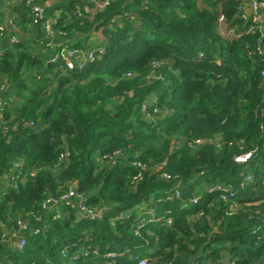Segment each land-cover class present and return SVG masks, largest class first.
Here are the masks:
<instances>
[{
  "label": "trees",
  "instance_id": "16d2710c",
  "mask_svg": "<svg viewBox=\"0 0 264 264\" xmlns=\"http://www.w3.org/2000/svg\"><path fill=\"white\" fill-rule=\"evenodd\" d=\"M47 1L35 0L62 43L88 48L94 37L96 50L82 69L44 63L20 39L0 53L4 118L16 123H0V260L264 264L263 62L260 33L239 11L250 0H111L101 11ZM16 12L29 33L25 0ZM232 28L237 36L225 34ZM15 163L24 178L13 186ZM70 184L100 218L41 206ZM216 185L233 194L209 191ZM31 210L46 232L20 229L21 250L3 241Z\"/></svg>",
  "mask_w": 264,
  "mask_h": 264
},
{
  "label": "built area",
  "instance_id": "2783aa9c",
  "mask_svg": "<svg viewBox=\"0 0 264 264\" xmlns=\"http://www.w3.org/2000/svg\"><path fill=\"white\" fill-rule=\"evenodd\" d=\"M90 2L93 5L92 10L94 11H101L103 10L106 6L109 5L111 0H86ZM25 3L31 8L32 14L36 16V18L41 21L42 23V36L40 38V44L44 46L45 48H52L56 47V53L52 57L48 59L49 62H54L57 60H63L66 61V63L70 62L71 64L73 63V66L70 65V67H76L77 69H82L87 63H90L94 59V51L95 44L93 45V39H89L88 44H90V47L88 48H81V47H76L72 43H65L62 45H57L55 43V36L56 34L60 35V32L55 30V19L53 17H49L45 15L44 12V7L38 3L35 2V0H25ZM246 7H251L253 9V12L250 15H247L244 12V9ZM86 11H89L88 7H85ZM239 11L241 16L244 19H251V24L250 27L248 28L247 31H252L254 29H257L259 31L260 35L257 40V52L262 56L261 61L263 62L262 68L260 70V88L262 90V93L264 95V0H250L249 3L243 7H239ZM225 21V16L220 15L218 18V23L219 25ZM16 30V25L13 21V19L7 20L4 24L0 25V37L7 35L10 43L12 45L16 44L18 42V37L14 33ZM225 34H232L237 36L236 30L233 28L230 30H227ZM93 48H92V46ZM3 51V49L0 47V53ZM47 61V62H48ZM5 84L1 83L0 84V93L5 88ZM6 107V101L4 98L0 96V123H2V130L6 132L7 130L11 128H16V123L14 124H7L5 121V116H4V109ZM33 123L31 121H22V125L24 126H29L32 125ZM108 156V155H106ZM250 153L242 154L238 157L235 158L236 162H245L249 159ZM111 159V157H109ZM113 162V160H112ZM134 165L139 166V163L133 162ZM15 167L18 168V172L14 174L11 177L12 185L16 186V181L19 178H24V175L22 174V171L19 166V163H15ZM35 170H32L30 172V175L34 174ZM250 176H248V179ZM221 189V191H229V194H233L231 190H229L226 186H223L220 188L219 185L216 186H211L209 191H212L214 189ZM222 197L224 195L221 194ZM198 196L194 197L192 202L196 203L198 201ZM84 197L81 196V194L77 191L75 184H70L67 189L60 194L58 197H52L49 196L47 199H45L42 203L41 206L46 208L49 206H58L64 207L66 209L68 208H73L77 207L79 211L87 215L90 219L92 218H100V211L93 210L89 207H87L84 204ZM56 208L55 213L53 214V219H58L60 216V209ZM46 220L43 218L42 214L37 212V211H29L27 212V217L26 218H19L17 220L18 223V228H13L9 232V236L13 241L15 242V246L17 249H23L26 245V240L23 237H18V232L20 229H30L32 233H40V232H46L47 227L46 223L43 224V221ZM33 222H38L42 223L41 227H35L33 225ZM139 264H146L145 259H141L139 261Z\"/></svg>",
  "mask_w": 264,
  "mask_h": 264
},
{
  "label": "crops",
  "instance_id": "0c3cea01",
  "mask_svg": "<svg viewBox=\"0 0 264 264\" xmlns=\"http://www.w3.org/2000/svg\"><path fill=\"white\" fill-rule=\"evenodd\" d=\"M51 1H53V0H48L46 2V4L51 3ZM18 5H19V0H0V25L4 24L9 19H13V21H14V18L16 17V14H17L16 6H18ZM29 28H30L29 33L25 34L19 26H16V30L14 33L16 34L18 39H20L21 41L24 42V44L27 47L32 49L34 52L40 54L42 57V61L44 63H46L48 61V59L50 57H52L54 55V53H56L55 51L57 48L56 47L55 48L54 47L45 48L44 46H42L40 44L39 38L36 41L34 40V37L36 35V29H38V28L41 29L40 21L34 15L32 16V24H30ZM95 36H96V38L101 39V36H102L101 32H99V31L96 32ZM95 40L93 39V41H95ZM55 43L57 45H62L63 44L62 43V37H60L59 35L56 34ZM13 46L14 45H12L10 43L7 35H5V36L3 35L0 37V47L2 49H6V48L11 49V48H13ZM0 96L2 98H4V95L2 93H0ZM4 184H5V182L2 185H4ZM10 230L2 229L1 238L3 239V241L7 242L10 239V236H9ZM10 243L15 246L14 241H12ZM4 262H6V261H4ZM0 264H4V263L0 260Z\"/></svg>",
  "mask_w": 264,
  "mask_h": 264
},
{
  "label": "water",
  "instance_id": "95a60500",
  "mask_svg": "<svg viewBox=\"0 0 264 264\" xmlns=\"http://www.w3.org/2000/svg\"><path fill=\"white\" fill-rule=\"evenodd\" d=\"M244 12L247 14V15H250L252 12H253V9L251 7H246L244 9Z\"/></svg>",
  "mask_w": 264,
  "mask_h": 264
},
{
  "label": "rangeland",
  "instance_id": "374dc122",
  "mask_svg": "<svg viewBox=\"0 0 264 264\" xmlns=\"http://www.w3.org/2000/svg\"><path fill=\"white\" fill-rule=\"evenodd\" d=\"M99 32H101V31H99ZM102 34V33H101ZM93 44H94V41H93ZM92 46V45H91ZM92 48H93V46H92Z\"/></svg>",
  "mask_w": 264,
  "mask_h": 264
}]
</instances>
